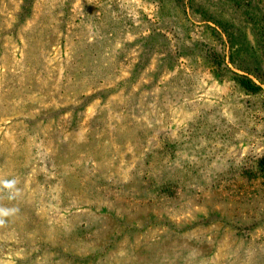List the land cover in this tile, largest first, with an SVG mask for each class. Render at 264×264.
<instances>
[{
	"label": "rangeland",
	"instance_id": "obj_1",
	"mask_svg": "<svg viewBox=\"0 0 264 264\" xmlns=\"http://www.w3.org/2000/svg\"><path fill=\"white\" fill-rule=\"evenodd\" d=\"M257 77L264 0H0V264H264Z\"/></svg>",
	"mask_w": 264,
	"mask_h": 264
},
{
	"label": "trees",
	"instance_id": "obj_2",
	"mask_svg": "<svg viewBox=\"0 0 264 264\" xmlns=\"http://www.w3.org/2000/svg\"><path fill=\"white\" fill-rule=\"evenodd\" d=\"M240 78V83L247 88L249 91L256 92L259 89H262V86L257 84L252 78L246 76V75H240L238 76ZM261 83H264L263 78L257 77Z\"/></svg>",
	"mask_w": 264,
	"mask_h": 264
},
{
	"label": "clouds",
	"instance_id": "obj_3",
	"mask_svg": "<svg viewBox=\"0 0 264 264\" xmlns=\"http://www.w3.org/2000/svg\"><path fill=\"white\" fill-rule=\"evenodd\" d=\"M4 185L11 189L14 187L15 185V181H4ZM12 209H5V208H0V224L4 223V220L2 219V217H6L9 216L12 213Z\"/></svg>",
	"mask_w": 264,
	"mask_h": 264
}]
</instances>
